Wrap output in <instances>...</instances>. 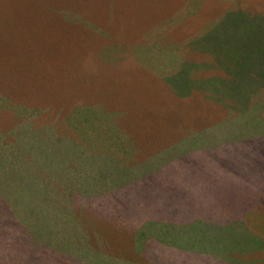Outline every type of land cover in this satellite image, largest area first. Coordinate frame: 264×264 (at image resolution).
Wrapping results in <instances>:
<instances>
[{"label":"rangeland","instance_id":"374dc122","mask_svg":"<svg viewBox=\"0 0 264 264\" xmlns=\"http://www.w3.org/2000/svg\"><path fill=\"white\" fill-rule=\"evenodd\" d=\"M236 10L264 0H0V264H264V92L202 90L264 56Z\"/></svg>","mask_w":264,"mask_h":264},{"label":"trees","instance_id":"16d2710c","mask_svg":"<svg viewBox=\"0 0 264 264\" xmlns=\"http://www.w3.org/2000/svg\"><path fill=\"white\" fill-rule=\"evenodd\" d=\"M233 12V23L229 22L230 25L237 27L239 26L238 23L241 22L242 19L249 21L253 20L255 24L253 25L251 31L258 29L259 34L261 33L260 25L262 26V28L264 27V16H245L243 13H241L240 10H236ZM228 16L229 18L231 17L230 14H228ZM243 36H245V34H243ZM257 47L258 50L261 49L259 46ZM254 49L257 48L251 49V54L247 62L246 60H244L245 58L242 55H239V58H242L243 60L235 64L224 65L221 67L217 63L216 68H212L210 64L208 65L209 69H216L220 71L224 76H226V78H229L228 82L231 83V87H228V89H224L223 91H221V89L219 88L212 89V91L206 88L202 89L203 92L205 91L204 95L210 98V100L213 101L216 105H219L220 108H223L232 113H236V109L240 107L241 112L239 113L241 114L239 115H242L243 117H245L250 112H254L256 110L255 108H259L261 103H263V100L259 98V94L264 92V58H262L264 56L262 53H257V51H254ZM206 50L207 49H204V51ZM191 89L192 88L185 90L183 94H181L180 92L178 93L185 96V94H188ZM4 238L5 235L0 234V244L5 245ZM16 238H18L19 240L20 237L18 236ZM22 239L23 244L29 250L30 247H32L31 245L33 244L32 241H30V235L25 234L23 235ZM26 261L27 264H32L33 257L27 254Z\"/></svg>","mask_w":264,"mask_h":264}]
</instances>
